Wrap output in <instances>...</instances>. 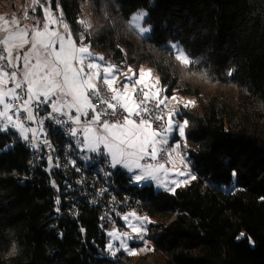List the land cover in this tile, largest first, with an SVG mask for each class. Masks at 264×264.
Masks as SVG:
<instances>
[{"label": "trees", "instance_id": "1", "mask_svg": "<svg viewBox=\"0 0 264 264\" xmlns=\"http://www.w3.org/2000/svg\"><path fill=\"white\" fill-rule=\"evenodd\" d=\"M86 1L87 30L78 22ZM50 7L105 61L135 71L147 65L163 95L194 98L178 117L188 121L181 147L196 178L172 193L138 186L118 167L116 183L154 223L149 250L111 258L98 212L59 216L46 172L29 170L17 133L0 132V264H264V0H51ZM142 8L149 36L129 27ZM171 41L195 63L176 61Z\"/></svg>", "mask_w": 264, "mask_h": 264}, {"label": "snow or ice", "instance_id": "2", "mask_svg": "<svg viewBox=\"0 0 264 264\" xmlns=\"http://www.w3.org/2000/svg\"><path fill=\"white\" fill-rule=\"evenodd\" d=\"M47 2L50 5V0ZM34 4H40L44 18L32 29L15 19L11 25L4 20L0 29L6 33L0 38V132L13 130L39 149L41 144L50 147L46 120L67 126L65 134L85 153L86 160H91L88 153H95L110 168L126 170L134 183L154 181L158 188L175 193L176 187L187 180H169L173 173L167 165L175 168L174 153L185 168L187 161L176 151L180 144L170 145L169 140L174 131L184 137L188 124L187 120L176 122L178 110L165 112L169 100H176V96L163 95L165 89L159 87V77L151 69L140 68L137 72L129 66L123 71L107 63L103 56L93 54L84 43L83 33L73 37L62 12L54 15L51 7H45L40 0H34ZM147 15L146 11H137L129 19V27L141 36L152 30L144 23ZM78 22L85 30L90 27L84 20ZM168 50L185 66L195 63L178 41L169 42ZM228 75H232L231 70ZM194 103L187 101L183 107ZM175 175L196 178L190 170L177 171ZM123 219L135 236L117 230L108 232L106 251L112 256L121 250L136 254L128 242L143 241L147 232L143 226L147 217L132 212ZM132 220L141 223L134 224ZM243 236L241 233L237 239Z\"/></svg>", "mask_w": 264, "mask_h": 264}, {"label": "built area", "instance_id": "3", "mask_svg": "<svg viewBox=\"0 0 264 264\" xmlns=\"http://www.w3.org/2000/svg\"><path fill=\"white\" fill-rule=\"evenodd\" d=\"M168 111L167 106L165 112ZM66 127L45 121L44 128L50 147L41 144L39 149H34L24 141L30 153L29 170L45 171L47 163L53 162L48 185L52 189L54 209L59 216L77 219L84 208H92L98 212V225L103 231L126 232L124 213H143L142 201L123 191L116 183L118 167L110 168L95 153H88L91 160H86L85 153L80 152L74 140L65 134ZM176 136L181 138L178 133ZM169 143L172 145L171 139ZM167 167L171 169L172 165ZM57 200L59 204L56 203Z\"/></svg>", "mask_w": 264, "mask_h": 264}, {"label": "rangeland", "instance_id": "4", "mask_svg": "<svg viewBox=\"0 0 264 264\" xmlns=\"http://www.w3.org/2000/svg\"><path fill=\"white\" fill-rule=\"evenodd\" d=\"M0 2H1V0H0ZM2 3L3 4H0V5L7 6V9H4V8L0 9V29L3 28L4 20H7L8 21V24L11 25L12 24V20L15 19V20H18L19 21V24L21 26H24L26 29H32L33 26H34V24L37 21L43 20V18H44L43 9L40 7V4H34V0H14L12 2L14 5H11V2L9 0H3ZM40 3L41 4H44L45 7H49L50 6L49 3L47 2V0H40ZM50 3H51V0H50ZM33 8H35V11H33ZM137 11H146V9L142 8V9H139ZM137 11H135L133 14H135ZM52 12H53L54 15L59 16V14L61 13V10L60 9L59 10H53L52 9ZM89 16H90L89 5H88V2L86 1L82 5L81 18H82V20H84V21L87 22V20H88L87 18ZM63 20L66 23V21L64 19V15H63ZM144 23H145V21H144ZM146 25H148V24H146ZM61 31H62V29H61ZM5 34L6 33L3 30H0V38H3ZM150 34H151V32L149 34H146L145 36H149ZM92 53L95 54V55H98V56H103L99 52H92ZM107 63H109V62L107 61ZM109 64H111V63H109ZM140 68L151 69L152 72H153V74H154V76L158 77V74L154 71L153 68H151V67H149L147 65L141 66ZM130 74L131 73H129V75ZM121 79H123V77H121ZM173 95H175L177 99L176 100H171V99L169 100V102L167 103V106L169 108V111H176V110H178L179 111V115L180 114L182 115V113H181V111L179 109L180 105H183V103H185L187 101H194V98L193 97H190V96H183V95H180V94H173ZM172 96H169V98H171ZM178 101H179V103H178ZM173 104H174V106L171 108L170 106L173 105ZM174 119L176 120L177 123H180V124H182L184 122V120L183 119H180L178 117V115ZM177 133L178 132H175L174 131L171 134L170 139L172 140V138ZM176 138H177L176 140L172 141V145H174L176 143H179L180 144V148L177 149L176 151L179 152L184 157V159L187 161V168H185L184 165H183V163L181 162L180 156H177L174 153L173 154V159L175 161V168H173V166L171 167L170 170L172 171L173 174L170 175L168 177V179L169 180L175 179L177 181L187 180V183L180 184V186H179V187H183V186L189 184L192 181V179H189L188 176L175 175V173L177 171H189L190 170V173H191L192 176H195V174L192 171V168H191V165H190V162H189L187 156L182 151L181 142H182V139L184 137H181L182 138L181 139V138H178L176 136ZM119 168L121 170L125 171L128 174V176H130V174L126 170L122 169L121 167H119ZM134 184H136V183H134ZM150 184H153L156 189H162V190H164L163 188H158L156 186V183L154 181L141 182L140 184H136V185L142 186V185H150ZM172 186L173 185L169 184V187H172ZM179 187H176V189L179 188ZM129 213H132V212L131 211L125 212L124 215H123V217L126 216ZM136 215H138L140 217H147V221L143 222V226L147 229L146 234L148 235L150 233L149 226H150V224L154 223V221L150 217L146 216L144 213L136 214ZM129 219L131 220V217H129ZM132 223L139 224L141 222L132 220ZM124 224H125L126 232H128L129 235L135 236V233L132 232V229L130 227H128L127 221L124 220ZM108 232H112V231H107L106 232V236H107V242H106V244L110 240V237L107 235ZM147 235L144 236V240L143 241H141L139 239H133V240H130L128 242L129 243V247L131 249H134L136 251V254H132V256L134 257L133 259H135L136 257L140 256L141 254H143L147 250H149L150 247L152 246V236L148 237ZM144 241H147V243H145ZM112 242L114 244H117V245L119 244V241H112ZM134 243H135V245H134ZM121 251H123V250H121ZM123 252H125V251H123ZM107 253L109 254V257H111V258H114L115 257V256H112L108 251H107ZM125 253L128 254L127 252H125ZM128 255H130V254H128Z\"/></svg>", "mask_w": 264, "mask_h": 264}, {"label": "water", "instance_id": "5", "mask_svg": "<svg viewBox=\"0 0 264 264\" xmlns=\"http://www.w3.org/2000/svg\"><path fill=\"white\" fill-rule=\"evenodd\" d=\"M52 168H53V162L47 163L46 168H45V172H46V174H47L48 177L51 176V170H52Z\"/></svg>", "mask_w": 264, "mask_h": 264}, {"label": "crops", "instance_id": "6", "mask_svg": "<svg viewBox=\"0 0 264 264\" xmlns=\"http://www.w3.org/2000/svg\"><path fill=\"white\" fill-rule=\"evenodd\" d=\"M118 67H119V66H118ZM119 68H120L121 70H123V71H126V70H127V68H125V67H124V68L119 67ZM139 69H140V68H139ZM139 69H138V70H139ZM138 70H137V72H138ZM134 71H135V70H134ZM130 75H131V74H130ZM173 106H174V104L171 105L170 107L172 108Z\"/></svg>", "mask_w": 264, "mask_h": 264}]
</instances>
